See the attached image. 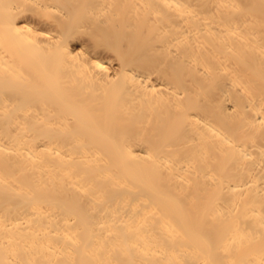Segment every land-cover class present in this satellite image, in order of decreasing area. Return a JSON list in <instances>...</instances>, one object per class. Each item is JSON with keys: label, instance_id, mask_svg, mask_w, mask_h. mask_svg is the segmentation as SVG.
<instances>
[{"label": "bare ground", "instance_id": "obj_1", "mask_svg": "<svg viewBox=\"0 0 264 264\" xmlns=\"http://www.w3.org/2000/svg\"><path fill=\"white\" fill-rule=\"evenodd\" d=\"M0 264H264V0H0Z\"/></svg>", "mask_w": 264, "mask_h": 264}]
</instances>
